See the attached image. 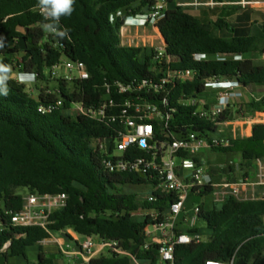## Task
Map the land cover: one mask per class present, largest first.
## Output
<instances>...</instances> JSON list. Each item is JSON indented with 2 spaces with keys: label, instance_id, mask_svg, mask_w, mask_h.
Here are the masks:
<instances>
[{
  "label": "trees",
  "instance_id": "16d2710c",
  "mask_svg": "<svg viewBox=\"0 0 264 264\" xmlns=\"http://www.w3.org/2000/svg\"><path fill=\"white\" fill-rule=\"evenodd\" d=\"M153 0H74L70 15L45 18L37 10L41 0H0V207L16 211L22 207L23 195L17 187L38 193L67 195L63 208L51 213L48 230L39 226H14L5 223L0 231V256H25L29 246L37 245L36 264H54L40 242L66 228L85 237L97 235L116 240L119 246L140 261L155 264L157 245L143 247V228L151 222L149 215L135 217L138 209H162L169 195H157L155 202L138 200L135 192L121 186L147 184L137 172L114 173L102 165L104 154L94 150V139L112 137L120 127L117 122H101L77 114L72 106L96 105L109 86L110 96L122 107L125 99L133 104L143 99L156 104L170 114L167 131L183 135L195 130L205 136L215 131L213 122L192 114L193 106L181 104V96L204 93L209 81L220 78L235 80L246 86L264 83V64H255L246 54H264V31L260 35L222 37L184 6L167 8L156 26L164 38L166 56L172 60L171 70L190 69L193 77L176 81L168 94V104L161 102L163 90L154 92L149 83L162 75L158 63L150 61L145 46L120 43L119 27L123 19L109 16L121 10L124 16L141 15ZM172 3L173 0H166ZM221 20L215 23L219 25ZM45 28L54 31L46 32ZM22 29L24 30L22 32ZM63 33V34H61ZM20 37L27 42L21 50ZM25 72L37 71L41 78L44 66H50L64 56L81 60L89 77L67 88L58 81V91L45 93L44 88L32 97L25 86L12 77V61ZM208 58L195 60L194 54ZM220 55L223 58H217ZM237 55L239 58H234ZM156 65V66H155ZM159 66V65H158ZM163 71V70H162ZM145 86L138 87L142 81ZM131 85L132 89L116 92L115 83ZM61 105L41 112L39 106ZM174 109L172 112L171 109ZM247 111H264V94L244 104ZM133 109H128L132 113ZM226 117H222L225 119ZM156 136L159 126L153 122ZM212 150L239 153L249 163L264 161V123H254L251 135L231 139L225 146ZM134 155L143 151L133 148ZM262 186L258 185L256 194ZM201 217L211 234L199 243L176 244V264H204L206 260L231 264H264V199H239L226 195L220 202L202 207ZM69 238H71L69 236ZM9 245L2 250L5 243ZM85 264H134L128 255L107 253L92 256Z\"/></svg>",
  "mask_w": 264,
  "mask_h": 264
},
{
  "label": "built area",
  "instance_id": "2783aa9c",
  "mask_svg": "<svg viewBox=\"0 0 264 264\" xmlns=\"http://www.w3.org/2000/svg\"><path fill=\"white\" fill-rule=\"evenodd\" d=\"M238 4L241 7L257 6L264 3V0H238L228 2ZM218 2L210 0L207 2L191 1L180 4L181 6H199V5H215ZM37 10L45 18L52 15L48 11V6L40 2ZM167 10L166 0H153L148 5V11L139 16H124L121 10L110 14L109 20L113 21L115 17L123 19L119 27L120 43L127 46H140L134 44V39L128 32L129 27H146L147 25L156 26V22L161 19ZM54 31V29H51ZM125 33H127L125 35ZM124 38V39H123ZM142 46V45H141ZM165 43L161 37V42L152 49L150 61L157 64L162 75L156 83H149V87L154 92L163 90L166 94L161 102L164 106L168 104V94L172 89L167 85H172L176 81L185 82L192 79L193 71L190 69L171 70L167 67L172 60L166 56L164 49ZM146 47V46H145ZM217 58H223L216 55ZM208 58L205 53L194 54L195 60ZM234 58H239L235 55ZM159 65V66H158ZM156 66V65H155ZM163 70V71H162ZM44 78L40 77L37 71L25 72L19 71L14 74L18 82L29 88L36 81L44 79H57L64 81L66 84L82 81L89 77L86 65L81 60H74L67 57H60L57 62L50 66H44L42 71ZM21 76L24 77L21 80ZM222 80H231L220 78L215 81H209L206 86L215 85L222 89L216 92L211 102L200 95L181 96L179 102L185 105L193 106L192 114L199 119L211 121L214 124L215 131L209 136H205L195 130H185L183 135H176L167 131L168 119L170 114L163 113L161 109L151 102L143 99L142 103L133 104L130 99H125L122 107L116 112L119 106L110 96L109 86L106 85L105 94L96 105L84 106L82 103H76L72 109L80 115L101 122H117L119 128L115 135L103 139H94L92 146L94 150L104 154L101 159L102 165L109 172H137L145 179V182L151 186V191L143 197L142 200L155 202L157 195H169L170 201H166V205L160 208L143 209L147 210L151 222L143 228L145 236L144 248L150 244L157 245L158 261L155 264H176L174 261V248L176 244L199 243L206 240L196 227L201 217L202 207H205L202 199L206 196L211 197V204L220 202L226 195H233L239 198L243 193V198L249 199L257 197L264 199V181L256 180H224L220 183H212L204 181V163L198 159V155L203 149H211L212 146H225L230 139L219 135L220 131L217 126L224 119H219L221 115L228 109L232 98L241 96L240 92L228 84H220ZM148 81H142L138 87L145 86ZM116 92L122 93L130 91L131 85H124L120 82L115 83ZM55 90L45 89V93L51 94L57 92ZM61 105L58 99L54 105L39 106L41 112L53 109ZM132 108L133 112L128 113V109ZM173 112L174 109L172 108ZM153 122L159 126V134L163 137L156 136ZM111 138L109 150L107 149V139ZM133 148L143 151L141 155H134ZM260 161V160H256ZM261 185L257 194L250 193L252 196L247 197V191L254 186ZM257 188V187H256ZM67 195L64 192L59 193H38L27 189V193L23 195V204L19 210L12 211L0 207V231L4 229L5 223L14 226H39L48 230L51 223L50 216L55 210L61 209L66 204ZM197 200V201H196ZM69 239V234L64 230H60ZM72 242L68 240L60 244V251L66 255L78 254L86 261L90 257L100 254L104 251L107 253H117L120 255H128L134 264H151L149 262L140 261L133 255L129 254L119 246L116 240H108L97 235L85 236L81 241L74 236H70ZM9 242L5 243L2 250H5ZM204 264H231L216 260H206Z\"/></svg>",
  "mask_w": 264,
  "mask_h": 264
},
{
  "label": "rangeland",
  "instance_id": "374dc122",
  "mask_svg": "<svg viewBox=\"0 0 264 264\" xmlns=\"http://www.w3.org/2000/svg\"><path fill=\"white\" fill-rule=\"evenodd\" d=\"M140 15V14H139ZM134 15V16H139ZM24 30L22 29V32ZM46 32H49L50 30L45 28ZM127 33H125L126 35ZM119 37L121 39L120 30H119ZM131 37L134 39L135 45H142L147 47L146 54H149L150 48H154L161 42V35L159 33V30L157 26H151L147 25L146 27H138V29H134V31L131 32ZM124 39V38H123ZM25 43L27 45V42L25 40ZM21 56L20 54H16L13 57L12 61V74H17L19 71H23L21 69V65H18L17 61L19 60ZM247 58H252V61L255 64H264V54H246ZM2 59L0 55V65H2ZM11 74V75H12ZM15 77V76H14ZM58 87V80L57 79H44L39 80L34 83L31 87L26 88V90L31 94L32 97H35L39 92L40 89L44 90L50 89L55 90ZM68 89H72V85L70 83L67 84ZM222 89L220 86L215 85H209L206 87V90L204 93L200 94V96L205 97L207 94L211 95L214 91L217 92L218 90ZM253 90V96H260L262 93H264V83H256L252 85ZM249 96L250 93L246 91ZM213 101V100H212ZM247 101V100H246ZM211 102V101H210ZM231 107H228V109L225 111L223 115L220 116L219 119H222V117H226V124L218 125L221 129H223L219 135H222L226 138L232 137V119L241 120L243 113H237L234 114L231 110ZM240 111V110H239ZM241 112V111H240ZM244 121V119H242ZM257 123V122H256ZM240 136V134H238ZM198 159L202 160L204 163V168L206 169L208 166L213 167L216 172H219L220 175L217 177V180H231L230 178H234L236 180H249L251 182H255L256 173L258 172L259 168L262 170V173H264V163H259L256 160L252 162H245L240 154L238 153H224L220 151H214L212 149H203L202 152L198 155ZM238 177V179H237ZM124 191L128 192H135L137 194L138 200H142L143 197H145L150 191L151 186L149 184H135V185H123L121 186ZM256 185L254 186V190L250 188L246 193L247 197H251L252 195L250 193H255ZM15 191L21 195H25L27 193V189L25 187H17ZM243 193L239 195V198H243ZM197 201V200H196ZM204 205L209 207L211 205V197L206 196L202 201ZM147 214V210L138 209L137 211L133 212V215L135 217L143 216ZM196 227L201 232V234L208 238V235L211 234L210 229L207 228L206 223L204 220H199L196 223ZM69 229V228H68ZM64 229L65 233L69 234V230ZM80 239L82 240L83 237L81 236ZM65 241L64 237L60 236L58 233L53 232L52 235L49 238H46L40 242V245L42 246L45 253L49 256H52L54 258V264H85L86 260L83 259L78 254H72V255H66L60 251V244ZM37 245L29 246L25 250V256L22 255H16V256H8L6 259L3 258V256H0V264H36L37 262ZM100 254L107 255V252L104 251ZM100 254H96L95 256H98Z\"/></svg>",
  "mask_w": 264,
  "mask_h": 264
},
{
  "label": "crops",
  "instance_id": "0c3cea01",
  "mask_svg": "<svg viewBox=\"0 0 264 264\" xmlns=\"http://www.w3.org/2000/svg\"><path fill=\"white\" fill-rule=\"evenodd\" d=\"M191 1H200V2H207L210 0H173L172 3L167 2V8L180 5L183 3H188ZM218 2V4L215 5H199V6H184L186 10L191 13L192 15L199 18L204 24L208 25L213 33L217 36L222 37H232V36H249V35H260L262 31H264V3L257 5V6H247V7H241L238 4L228 3V2H235L238 0H214ZM221 20L222 22L217 25L215 22ZM129 34H131L134 29H138L136 27H129L128 28ZM255 54V53H252ZM12 74L11 76H13ZM230 84L235 91L240 92L241 96L234 97L231 100V103L229 107H231L234 114L237 113H243L244 116L241 118L244 119V121L236 119H232V137L231 139L235 138H245L251 135L252 131V125L254 123H264V111H255L250 112L247 111L244 108V104L249 102L251 99H257L260 96L254 97L252 85L249 84L246 86H243L239 83H237L235 80H222L220 81V84ZM248 91L251 96H249L247 93ZM216 95V92L214 91L211 93V95H206L204 98L207 102H210L214 99ZM247 100V101H246ZM241 112H240V111ZM226 119L223 120L222 124H226ZM217 130L220 132L223 130L220 127H216ZM240 134V136H238ZM239 154V153H238ZM202 161V160H201ZM203 162V161H202ZM259 163H264V161H257ZM220 175L219 172H216L213 167H207L204 172V181L205 182H212V183H220L222 181L217 180V177ZM256 180H262L264 181V173H262V170L259 168L258 172L255 174ZM231 180L238 181V177L236 179L230 178ZM68 229V228H66ZM69 230V236H74L77 240L81 241L80 235L75 233L72 229ZM53 233V232H52ZM51 233V235H52ZM60 236L64 237L65 241L68 240L70 243L72 242V239H68L64 234L61 232H56Z\"/></svg>",
  "mask_w": 264,
  "mask_h": 264
},
{
  "label": "clouds",
  "instance_id": "9594fccd",
  "mask_svg": "<svg viewBox=\"0 0 264 264\" xmlns=\"http://www.w3.org/2000/svg\"><path fill=\"white\" fill-rule=\"evenodd\" d=\"M41 2L44 5H47L49 13L56 17H60L62 15H70L74 10V0H41ZM23 79L24 77L21 76V80Z\"/></svg>",
  "mask_w": 264,
  "mask_h": 264
},
{
  "label": "water",
  "instance_id": "95a60500",
  "mask_svg": "<svg viewBox=\"0 0 264 264\" xmlns=\"http://www.w3.org/2000/svg\"><path fill=\"white\" fill-rule=\"evenodd\" d=\"M148 11V6L145 8V12H147ZM160 33V32H159ZM160 35H161V33H160ZM161 37H162V35H161ZM162 39H163V41H164V38L162 37ZM17 44H18V46H19V48L21 49V50H24V49H26V47H27V45H26V43H25V39L23 38V37H20L19 39H18V41H17ZM12 77H14V75L12 76ZM110 144H111V138H108L107 139V142H106V146H107V149L109 150V148H110ZM141 175V174H140Z\"/></svg>",
  "mask_w": 264,
  "mask_h": 264
}]
</instances>
